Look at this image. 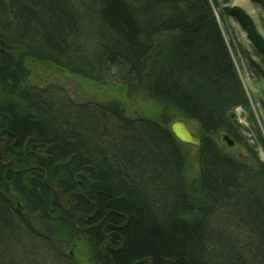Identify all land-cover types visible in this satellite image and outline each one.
<instances>
[{
    "label": "trees",
    "instance_id": "trees-1",
    "mask_svg": "<svg viewBox=\"0 0 264 264\" xmlns=\"http://www.w3.org/2000/svg\"><path fill=\"white\" fill-rule=\"evenodd\" d=\"M223 15L247 33L259 61L239 52L264 82L263 37L240 8ZM0 41V264H81L79 248L89 264H264V161L230 116L250 100L211 0H0ZM24 56L143 89L163 115L196 121L198 179L165 122L28 86ZM222 132L253 165L216 144Z\"/></svg>",
    "mask_w": 264,
    "mask_h": 264
},
{
    "label": "rangeland",
    "instance_id": "rangeland-1",
    "mask_svg": "<svg viewBox=\"0 0 264 264\" xmlns=\"http://www.w3.org/2000/svg\"><path fill=\"white\" fill-rule=\"evenodd\" d=\"M211 2L250 100L251 112L245 108H242V111H240V108L237 107L232 111L230 116L237 125L238 135L242 142H245L251 148L259 160L264 161V103L262 104L264 82L258 81L251 73L248 68V61L239 52V46L241 45L254 61L258 62L259 60L254 55L252 43L245 30L232 16L223 15V10L225 8L236 7L243 10L251 18L263 39L264 13L251 0H211ZM165 41V37L159 38L156 41V45ZM24 58L25 65L30 70V76L26 80L28 86L35 88H47L50 85L61 86L66 89L68 95L74 101L80 103L118 101L127 117L133 119L148 118L159 123L165 122L164 124L167 128L173 122L182 118L174 111L163 115V107L154 101L143 89L126 88L119 85H101L74 75L52 63L38 62L27 56H24ZM185 120L191 131L200 137L199 124L194 120ZM226 139L233 141L234 145L229 146ZM213 140L227 154L234 156L242 162H246L248 165H253L254 161L250 152L230 134L222 132L217 137H214ZM183 149L187 156L186 175L189 180H196L200 175L199 151L197 148L189 145H183ZM14 170L17 171L16 165ZM59 190L57 189L56 191L59 192ZM63 199L67 201L68 197L64 198L63 194V197L60 198L62 204L64 203ZM16 203L18 210H22V204L19 201ZM76 253H78L77 257L81 264H89L84 251L79 248Z\"/></svg>",
    "mask_w": 264,
    "mask_h": 264
},
{
    "label": "water",
    "instance_id": "water-1",
    "mask_svg": "<svg viewBox=\"0 0 264 264\" xmlns=\"http://www.w3.org/2000/svg\"><path fill=\"white\" fill-rule=\"evenodd\" d=\"M0 45H4L2 41H0ZM170 130L172 134L174 135L175 139L183 145H189L197 148V150L200 152L202 150L203 141L200 137L196 136L191 129L189 128L187 122L185 119L181 118L173 122L170 126ZM229 143V146H233L234 142L230 141V139H226ZM0 141H4V145L0 148V153L3 156V159L6 160V155L3 152V148L8 145V139L7 138H0ZM242 160V159H241ZM15 168V164L13 163V169ZM15 171V170H14ZM48 180V177H47ZM53 190H57L53 188ZM61 192V198L63 197V192ZM74 195V194H73ZM70 199V196H68V200ZM152 262V261H151Z\"/></svg>",
    "mask_w": 264,
    "mask_h": 264
},
{
    "label": "flooded vegetation",
    "instance_id": "flooded-vegetation-1",
    "mask_svg": "<svg viewBox=\"0 0 264 264\" xmlns=\"http://www.w3.org/2000/svg\"><path fill=\"white\" fill-rule=\"evenodd\" d=\"M0 142H3V143L1 144V147H2V146L4 145V141H0ZM1 147H0V148H1Z\"/></svg>",
    "mask_w": 264,
    "mask_h": 264
},
{
    "label": "bare ground",
    "instance_id": "bare-ground-1",
    "mask_svg": "<svg viewBox=\"0 0 264 264\" xmlns=\"http://www.w3.org/2000/svg\"><path fill=\"white\" fill-rule=\"evenodd\" d=\"M183 119H184V118H183ZM7 146H8V145H7ZM7 146H6V147H7ZM4 148H5V147H4ZM4 148H3V149H4Z\"/></svg>",
    "mask_w": 264,
    "mask_h": 264
}]
</instances>
